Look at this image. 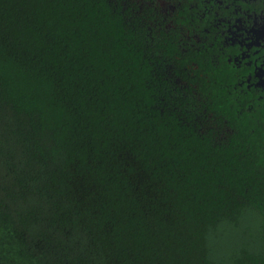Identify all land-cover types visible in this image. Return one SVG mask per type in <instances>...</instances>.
Instances as JSON below:
<instances>
[{
  "label": "trees",
  "instance_id": "obj_1",
  "mask_svg": "<svg viewBox=\"0 0 264 264\" xmlns=\"http://www.w3.org/2000/svg\"><path fill=\"white\" fill-rule=\"evenodd\" d=\"M196 0H0V264H264V92Z\"/></svg>",
  "mask_w": 264,
  "mask_h": 264
},
{
  "label": "flooded vegetation",
  "instance_id": "obj_2",
  "mask_svg": "<svg viewBox=\"0 0 264 264\" xmlns=\"http://www.w3.org/2000/svg\"><path fill=\"white\" fill-rule=\"evenodd\" d=\"M195 14L232 46L245 80L264 92V0H196Z\"/></svg>",
  "mask_w": 264,
  "mask_h": 264
}]
</instances>
